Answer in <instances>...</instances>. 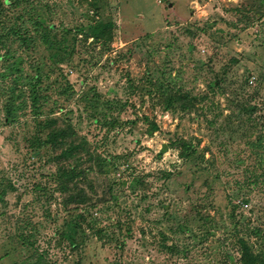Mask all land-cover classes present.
Instances as JSON below:
<instances>
[{
	"label": "rangeland",
	"instance_id": "obj_1",
	"mask_svg": "<svg viewBox=\"0 0 264 264\" xmlns=\"http://www.w3.org/2000/svg\"><path fill=\"white\" fill-rule=\"evenodd\" d=\"M254 228L264 0H0V264H238Z\"/></svg>",
	"mask_w": 264,
	"mask_h": 264
},
{
	"label": "trees",
	"instance_id": "obj_2",
	"mask_svg": "<svg viewBox=\"0 0 264 264\" xmlns=\"http://www.w3.org/2000/svg\"><path fill=\"white\" fill-rule=\"evenodd\" d=\"M22 41H26V39H22ZM36 101L35 99L33 100V102ZM35 105V103H34ZM190 106V103H182L181 105V109H184L186 107ZM62 136H64L65 134H61ZM50 142V138L49 136L47 135L46 136V140H45V143H48ZM187 146V145H185ZM188 147V146H187ZM67 153H71V150L68 149L67 150ZM187 155H191V152L190 153H187ZM58 171H59V168H58ZM70 172L72 175H82V171L80 170H77V166L76 164H72V166H70L69 169H64L63 172L64 173H67V172ZM85 170H83L84 172ZM59 191L60 192H64V187H63V183H59ZM86 201V194L83 193L82 190H79L78 192H74V191H71L70 193H67L64 200H63V206H65V208L70 204V203H84ZM247 204V203H245ZM77 210V207L75 209V211ZM83 214L82 213H76V216L75 218L77 217H82L83 219ZM208 219V218H207ZM211 219V218H209ZM204 222V225L206 226L207 223L206 221H203ZM89 227V226H88ZM207 233L210 232V230H206ZM254 233L255 235L257 236V238H263L264 236V232L260 229H256L254 228ZM28 236V235H26ZM237 235H235V238H236ZM26 241V238L25 236H23V243ZM237 243L239 245V258H238V264H264V252L263 251H256L249 245V243L247 242V240L243 237V236H237ZM71 245H75L74 244V241L71 242ZM168 249L170 250H173V247H170V246H167ZM231 261H233L232 258H230ZM42 262V257L41 255H38V258L37 260L35 261V264H41ZM48 263V262H47ZM46 263V264H47ZM222 264V261L220 262Z\"/></svg>",
	"mask_w": 264,
	"mask_h": 264
}]
</instances>
